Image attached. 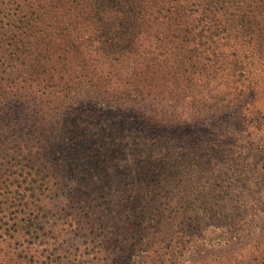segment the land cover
<instances>
[{"label": "trees", "instance_id": "obj_1", "mask_svg": "<svg viewBox=\"0 0 264 264\" xmlns=\"http://www.w3.org/2000/svg\"><path fill=\"white\" fill-rule=\"evenodd\" d=\"M263 11L264 0H0V264H129L131 240L146 229L141 223L163 224L171 217L172 223L197 224L198 209L182 208L176 216V207L151 214L145 206L150 189L167 178L153 172L157 168L146 152L153 142L146 132L99 129L94 113L83 116L67 107L77 97L108 90L144 99L151 83L177 77L167 76L164 59L173 61L172 73L183 66L198 69L196 82L185 83L196 90L189 94L191 103L200 101V90L206 96V65L225 80L233 77L228 92L207 96L203 104L245 106L231 117L264 127ZM172 79L170 85L179 86ZM39 83L42 91H62L53 107H39L34 94L30 99L32 93L19 90L22 84L36 90ZM255 88L259 95L248 96ZM125 145L144 159L130 153L126 166L115 164ZM90 169L100 176H86ZM130 198L141 205L129 208L134 232L130 223L117 228L113 220ZM205 208L210 217L228 211ZM138 238L141 247L151 236ZM256 257V264H264V242L255 247Z\"/></svg>", "mask_w": 264, "mask_h": 264}, {"label": "rangeland", "instance_id": "obj_2", "mask_svg": "<svg viewBox=\"0 0 264 264\" xmlns=\"http://www.w3.org/2000/svg\"><path fill=\"white\" fill-rule=\"evenodd\" d=\"M31 43L32 49V39ZM163 62L169 64L165 67L167 76L177 77H166L165 81H168L158 86L151 83L152 87L144 99L132 98L133 94L131 97L125 94L118 96L108 90L112 93L77 97L75 103L67 107L69 112L81 110L83 116L94 113V123L99 129L116 126L119 132L121 129L135 134L139 131L141 136L146 132V139L153 142L152 149L146 151L152 159L150 164H155L154 167L157 168L153 172L160 179L167 177L160 180L162 186L158 189H150L151 199L145 206L151 214H160L162 208H165L163 212L166 214L168 207H176V216L182 208L198 209L199 215L202 216H199L197 224H187L183 220L172 223L169 222L171 217H167L168 222L164 221L163 224L150 221L141 223L146 229L131 240L133 246L130 253L133 258L129 264H169L172 257L177 255L179 257L175 259V264H252L256 260L259 262L258 257L253 259V255L255 247H261L264 242V127H251L250 122L247 124L231 117L232 113L245 112V106L237 109L230 103L217 109L208 105L209 101L203 104L202 100L207 96L214 98L228 92L226 87L230 85L233 77L225 80L218 72L213 74L211 66L206 65L201 73V76L209 80V86L205 90L206 96L202 97L200 90L197 93L201 96H196L201 98L200 101L191 103L189 94L196 93V90L193 86L185 88V83L196 82L198 69L189 70L183 66L172 73L173 67L170 63L173 61L165 62L163 59ZM100 65L108 66L106 62H101ZM147 78L148 81H153L150 76ZM172 78H176L179 86L170 85L174 80ZM154 79L158 81V75ZM214 80L219 88L210 87L215 83ZM19 88L23 95L32 93L30 99L34 94L33 103L39 107H53L56 99H61L63 95L59 89L49 92L44 88L42 91L41 83L37 84L36 90L25 89L23 84L19 85ZM255 90L256 88L250 89L248 96L253 97L257 93ZM225 97L227 98L226 95ZM258 101L260 102L259 99ZM223 108L225 110H222ZM261 111L264 115V108H261ZM244 129L249 132L245 134ZM112 133H104L99 144H102L105 138H110ZM71 140L72 138L67 139ZM188 141L190 142L187 143ZM124 147V152H120L124 155L117 152L114 156L115 164L126 166L130 160L127 155L130 153H134L135 160L139 162L144 159L141 152L128 150L126 145ZM80 171L82 169H76L74 173ZM98 172L101 171L90 169L91 174H84L99 177L100 175H95ZM101 176L107 178L106 174ZM167 181L169 182L166 183ZM118 188L123 189L122 186ZM120 206L113 215L115 225L118 228L124 222L130 223L134 232L136 221L133 222L129 208L136 210L135 208L141 205L136 206L135 200L130 198ZM204 207L207 211L211 208L212 212L219 211V207H226L228 211L222 214V217H210V214L203 210ZM145 215L143 216L146 219ZM209 223L217 226H211ZM195 227L197 231L194 233ZM191 233L192 236H189ZM143 235L151 236V240H143L144 244L140 247L138 237ZM194 235L196 237H193ZM96 239H101V235ZM141 249H145V252Z\"/></svg>", "mask_w": 264, "mask_h": 264}]
</instances>
